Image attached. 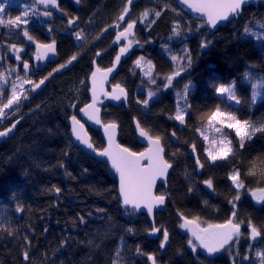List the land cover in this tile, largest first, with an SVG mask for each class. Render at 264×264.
<instances>
[{
    "label": "trees",
    "instance_id": "trees-1",
    "mask_svg": "<svg viewBox=\"0 0 264 264\" xmlns=\"http://www.w3.org/2000/svg\"><path fill=\"white\" fill-rule=\"evenodd\" d=\"M31 1L24 0L30 4ZM84 1V10L76 13L83 21L92 16L85 28L88 45L99 36L95 34L117 20L127 0ZM145 10L150 12L149 22L137 25L136 39L144 45L141 55L151 61L152 78L158 82L154 87L146 85L137 69L128 62L122 63L112 82L127 91V106L107 104L102 107L101 116L104 123L118 125V142L133 152L143 149L135 140L133 120H138L151 135L161 137L164 158L171 164V171L165 186L156 189L157 195L167 197L165 210L154 214V225L161 229L159 236L146 237L150 226L145 215L122 207L116 180L105 163L86 155L69 137V118L87 102V78L92 69L91 60L101 50L100 42H93L85 50L70 37L55 35L61 58L75 54L76 62L66 71L53 75L39 94H29L27 101L6 110V117L0 118V131L17 121L14 135L0 144V264H113L114 260L118 264H147L149 255L155 257L156 264H257L258 249L261 247L264 252V205L255 207L245 197L249 189L264 187L257 177L245 175L251 161L264 158V133H256L243 149L237 146L236 155L229 161L213 165L206 158L204 144L196 131L201 127L202 114L220 103L216 87L231 83H235L241 103L233 102L227 110L257 125L264 121V88L253 101L251 83L244 79L245 72L264 77V27H261L264 4L243 8L236 19L216 32L201 27L203 22L183 13L174 0H136L131 7L135 21ZM154 11H161V15L151 14ZM11 14L16 16L13 15L16 11L13 9ZM176 23L180 25L178 36L173 33ZM5 25L3 35L5 30H10ZM103 39L108 43L109 35ZM205 41L207 47H201ZM185 50L192 65L166 89V81L162 80L179 63H174L171 57L184 56ZM110 61L108 54L97 66L106 67ZM189 81L192 87L188 103L192 107L185 124L179 127L169 117L175 115L177 92ZM140 87L144 89L142 93L137 91ZM149 91L155 95L145 106L142 102L148 99ZM3 97L6 103L7 93ZM173 132L176 143L170 139ZM89 134L93 146L101 149L100 135L94 131ZM236 143L234 139L233 144ZM193 144L204 165L200 175L188 154ZM234 168L240 170L245 183V188L239 190L240 200L235 202V220L242 222L238 242H232L214 259L191 254L186 248L187 234L179 232L180 222L175 214L190 220L199 218L196 222L201 225L232 218L229 200L235 196L236 189L228 177ZM209 178L213 181L212 195L203 188ZM55 188L60 189L59 193ZM16 210L21 211L20 216L14 214ZM249 220L261 232L258 243L248 241ZM165 229L168 241L162 251Z\"/></svg>",
    "mask_w": 264,
    "mask_h": 264
},
{
    "label": "snow or ice",
    "instance_id": "snow-or-ice-1",
    "mask_svg": "<svg viewBox=\"0 0 264 264\" xmlns=\"http://www.w3.org/2000/svg\"><path fill=\"white\" fill-rule=\"evenodd\" d=\"M79 2V0H77ZM181 3L186 4L189 9L193 12L201 14V18L204 20V24L211 28H215L220 21H227L230 15H236L242 9V6L247 3V0H180ZM133 0H127V3L123 7L121 14L118 16L119 21H124L125 16L130 12V5H132ZM40 4L44 5L45 8L51 6L53 8L58 7L57 0H34V4L31 9H26L22 15H17L15 18H10L5 22V20L0 19V25H5L9 28L18 29L21 25H26L29 21L25 19L28 17L29 10L38 11L35 8V5ZM167 7V5H164ZM3 12V6L0 5V13ZM156 17L161 15V11H154ZM43 16H51L50 11H44ZM150 15L148 10H145L141 16V22L146 20ZM206 18V19H205ZM69 24H73L74 20L69 19ZM136 25L135 20H131L127 23V26L123 28L122 31H119L116 34L115 43H119L122 39L127 40L128 43L120 48L119 53L115 57V61L112 68L102 70L99 67L91 74L92 79V103L86 104L83 108L80 109L81 112L85 113L89 119L94 120L95 123L100 124L101 120L99 118V109L96 107L97 104V84L107 79L109 73H111L116 64L120 62L121 56L125 55L129 48L132 46V40L129 39L130 36L134 35L133 29ZM117 28L120 27V24L115 25ZM180 25L176 23L173 28V33L175 35H180L178 31ZM261 27H264L262 25ZM248 29H245L247 32ZM23 35L27 37L28 40H33V37L29 35L26 29L23 30ZM77 40L82 39L81 33H76ZM55 40H52L51 43L41 44L36 43V59L42 60L47 57L48 53H55ZM207 41L201 44V47H207ZM9 49L16 53V59L20 60V52L23 51L22 48L17 47L16 44H10ZM99 56L100 53H97ZM172 61L175 63L179 61L176 70L173 71L170 75H167L165 79L164 87L170 88L173 86V81L176 77L181 76V73L186 72L188 68L192 65V60L190 54L185 50L184 56L173 55L171 57ZM77 60V55H73L65 64H61L58 69L54 71H59L60 69L66 68L68 65L72 64L73 61ZM141 60L143 57L138 59L135 63L137 67H140ZM186 61V63H185ZM151 67V61L147 62ZM23 68L28 70L29 64L27 61L23 62ZM10 71H15L11 69ZM151 77V71L145 73ZM52 73H49L51 76ZM18 80H21V83L17 85L13 83L11 88V93L7 102L4 103V97L2 95L4 89L0 88V118L6 117V109H12L14 105L18 106L22 99H27L26 90H23L24 84H32L33 89L39 88L40 85L44 83L48 77H44L39 81V83H34L29 79H22L17 77ZM244 79L251 83L252 88V98L253 101L256 99L259 94V90L264 88V77L255 76L252 72H245ZM0 82L4 84L8 83V80L4 73H0ZM150 83L155 84V79H150ZM119 88V93L112 96V99L120 100L123 96L125 99L127 93L123 88H120L119 85L116 86ZM192 84L191 81L185 83L183 89L177 92V97L183 100V106L177 103V109L174 116L169 117L178 121L181 125L185 124V118L187 115H190L189 109L191 105L188 103V96L191 90ZM115 91V90H114ZM220 99L214 109L210 110L207 113L202 114L201 117V127H197L196 131L200 133L203 139L208 142L209 147L205 149L207 153V159L213 165L218 161H229L231 157L236 155L237 146L241 149L245 147L247 141H250L256 133H264V121L260 122L258 125L254 124L249 120H242L239 118L235 111L227 110L232 107V104L239 105L241 100L236 94L235 83L228 85H219L215 89ZM155 95L154 92H148V99L144 100L142 103L147 106L148 100ZM224 105L222 108L221 105ZM75 107V105H72ZM72 122V134L75 136L76 140L81 144L85 145L88 149H91L96 155L101 157H106L108 161L111 162V167L119 175V193L122 197L123 205H132L134 209H140L141 206L147 209L149 215L152 214L153 208L157 205H163L165 203L166 197L164 195L155 196L153 195L152 188L155 184V181L158 177H163L166 175L168 169L171 167V164L168 163L163 157L164 147L161 143V137L159 135L153 136L147 131L144 127L141 126L140 122L136 121V128L139 131V135L148 140L149 148L145 152H131L128 148L122 147L120 144L115 141V130L117 125L115 123H110L104 125L105 134L108 137V146L102 150H97L90 138L87 135V132L84 130V125L80 123L75 115L71 117ZM15 124H12L11 127L7 128L4 131H0V137L7 136ZM230 130V131H226ZM209 132L213 133L212 138H209ZM234 132L235 136L233 137L231 133ZM173 136H176V133H172ZM236 140V144H233V140ZM193 152L196 151L195 144L191 145ZM146 161L145 163H142ZM197 165L202 169L204 165L200 162L199 158L196 160ZM250 167L245 173L246 176L257 177L259 182H264V158H256L250 162ZM229 180L232 182V185L236 189V194L233 199L229 200V203L232 204V218L228 219L223 224H208L207 227H200L199 223L195 220H188L186 218L182 219L184 222L180 225L181 228L187 229L191 235L195 238V243L192 239H189L188 244L191 246L193 252H196L197 247L203 248L208 255H213L217 252H220L222 249H225V246L230 245L231 242L237 241L241 235V223L236 222L235 218L237 216L236 212V201L240 200V189L245 188V183L241 179V172L238 168H234L233 171L229 174ZM204 184L207 185L209 189H213V181L211 178L204 181ZM191 191V189H189ZM55 191L59 193L60 189L55 188ZM253 199L258 203H264V187H257L255 189H249ZM248 227L250 229V235L252 239L261 235L260 230L251 222L248 221ZM131 231V229H129ZM152 233H158L161 231L160 228L153 227L151 229ZM12 234L11 232L9 233ZM168 241V232L163 230V241L161 242L160 247L164 248L165 243ZM140 249H137L139 252ZM119 252H117V256ZM257 256L260 257L262 264H264V252H257ZM248 257H245L247 259ZM24 259H28V253H24ZM148 259L152 264H156V259L153 255H149ZM113 264H118L116 260L113 261Z\"/></svg>",
    "mask_w": 264,
    "mask_h": 264
},
{
    "label": "flooded vegetation",
    "instance_id": "flooded-vegetation-1",
    "mask_svg": "<svg viewBox=\"0 0 264 264\" xmlns=\"http://www.w3.org/2000/svg\"><path fill=\"white\" fill-rule=\"evenodd\" d=\"M91 1H93V0H91ZM135 1L136 0H133L132 5H130L129 15L123 21V23L121 21H119L118 17H117V20L112 25L102 29V31L99 34H95V35H99V36H97L94 39V41L93 40L92 41L94 43L100 42L101 50L97 51L94 55V58L91 60V68H92V63L94 62V60L97 56V53H102V54H101V56H99L95 60L96 66H97V62L101 61L105 56H107L108 54L111 55V61H110L109 65H107L106 67H102V68L99 67L100 69L109 68L111 66L114 58L118 54L120 48L122 46L126 45V42L122 41V40H121V42H119L117 44H115L113 42L115 41L116 34L119 31H122L123 28H125L127 26V23L129 21L135 20L133 15H132V12H131V7L135 3ZM33 2H34V0H33ZM126 3H127V1L125 2V4ZM57 4H58V7H56V8H53L51 6L45 8L44 5L42 7H39L38 4L35 5V8L38 9V11H33V14L27 18V20L29 22L26 25H21V27L18 29L11 28L9 30V32H11L12 30L14 31V33H13V31H12V33L8 32V34H11V35H7L6 30L4 31L5 35H3V25L0 27L1 28V30H0V73H3V70L8 72L11 69H15V71H10V72L12 73L13 76L16 77V79H17V77H20L22 79H29V80L33 81L34 83H39V81L41 79H43L44 77H48V79H46L44 81V83L42 85H40L39 88L33 89V85L31 84V88L29 89V93L33 96L39 94L43 89H45L47 82L53 77V75H55L57 73H61L63 71H66L76 62V60H75L72 62V64L68 65L66 68L60 69L59 71H54L55 69H58L61 64H65L69 60V58H65L64 56H63V59L61 58V56L59 54L58 44L55 43V52L57 54L58 59L56 61H53V62H47L43 68L37 69L36 67L41 66V63L37 62L35 60L36 43H41V44L51 43L52 40L55 39V35L68 36V37H70L71 41H73V43L76 46H82L83 45L85 50H89L92 43H93L91 41L92 43L87 45L86 40H85V35H88L87 32L85 31V28H88L90 20L92 19V16L88 17L87 19H85V21H83V18L81 19L80 16H78V14L76 13L77 11L84 10L83 8H84L85 1L79 0V2H77V0H57ZM44 11H50L52 13V15L51 16H43L42 13ZM71 12H74L75 14L71 15ZM140 17H142V16H140ZM69 19H73L74 23L69 24L68 23ZM140 19L141 18H139V20L136 21V25H135V28L133 31L134 32L133 37L129 38L132 40V46L130 48H132L133 45L138 42V40L136 39V34H137V29H138L137 25L139 24ZM117 23H119V24L122 23V26L117 28L115 26ZM5 28H7V25H5ZM24 29H26L28 31L29 35L33 37V40H28L27 37H25L23 35ZM76 33H81L83 38L80 40H77ZM91 35H94V34H91ZM105 35H109L108 43H106V41H103L104 40L103 38ZM10 44H16L17 47L23 49V51L19 53V55L21 56L20 60L16 59V53H14L13 51H9L10 49H8V47ZM3 45H4V47H3ZM141 45L143 46V49L142 50H132L130 55L119 63V68H120L122 63L128 62L129 66H131L132 68L135 69V66L133 65V62L135 60V56H136V54L141 55V53L145 49L144 45L143 44H141ZM24 61H27L29 64L28 70H25L23 68V62ZM91 71H92V69H91ZM118 71H119V69H118ZM118 71H117V73H118ZM49 73H52V75L49 76ZM116 74L114 75V77L116 76ZM114 77H113V79H114ZM113 79H111L109 84L107 85L108 90L112 86L119 85V84H114L112 82ZM7 80H8V83H12V81H13L10 77H8ZM157 82L158 81H156V83ZM155 84H152V85L154 86ZM119 86H121V85H119ZM87 92H88V89H87ZM2 95H3V93H2ZM27 100H28V98H27ZM88 102H89V98H88V94H87V102L85 104H83L82 106L86 105ZM127 102H128V99H127ZM127 102L125 105H120V106L126 107ZM107 104H109V103H106L105 105H107ZM105 105H102L101 109ZM82 106H80L77 109L76 115H75L76 117H78L77 112ZM101 115H102V112H101ZM70 119H71V117L69 118V120ZM69 120H68V122H69ZM101 122L103 124L109 123V122L104 123L102 121V116H101ZM68 127H69V125H68ZM89 131H94V130L88 129V132ZM94 132H97V131H94ZM97 133L99 134V132H97ZM69 137H70V135H69ZM176 142H177V140H176ZM71 143H72V141H71ZM143 149H144V146H143ZM188 154H189V150H188ZM195 170H196V168H195ZM196 173H197V175H200L202 172L198 173L196 170ZM162 186H164V185H162ZM203 188L209 193V191L205 188L204 185H203ZM217 224H220V223H217ZM179 226H180V223H179ZM202 226H206V225H202ZM178 230H179V227H178ZM182 234H184V233H182ZM158 236H159V232L157 234V237ZM187 237H188V235H187ZM188 241H189V237H188ZM252 244H254V243H252ZM188 246H189V244L187 243L186 248L191 254H194L196 256L199 255V256L203 257L200 254V250L198 249V247H197L196 252H193V250H190V248ZM217 257H214V258H217ZM203 258H205V257H203ZM214 258H209V259H214Z\"/></svg>",
    "mask_w": 264,
    "mask_h": 264
},
{
    "label": "water",
    "instance_id": "water-1",
    "mask_svg": "<svg viewBox=\"0 0 264 264\" xmlns=\"http://www.w3.org/2000/svg\"><path fill=\"white\" fill-rule=\"evenodd\" d=\"M174 2L176 3V5L178 6V8L183 12L185 13L187 16L191 17L192 19H195L197 21H202L204 23V20L201 18V14L199 13H196V12H193L191 9L188 8V6L186 4H183L180 2V0H174ZM257 3H263L264 4V0H247V3H245L243 6H242V9L243 8H246L250 5H256ZM39 7H42L43 5H40L38 4ZM130 7V6H129ZM242 9L240 10V12L236 15H230L229 19L227 21H220L218 22L217 26L215 28H211L207 25H204V27L206 29H208L210 32H216L218 28H221V27H224L229 21H231L232 19H236V17L241 13ZM129 15V14H128ZM127 15V16H128ZM127 16H125V19L127 18ZM206 19V18H205ZM123 23V21H122ZM122 23L120 24V27L122 26ZM135 28V27H134ZM134 31V29H133ZM130 37H133V36H130ZM129 37V38H130ZM116 39V38H115ZM122 41H125L126 44L128 43L126 40H123ZM121 42V41H120ZM115 43V42H113ZM117 44V43H115ZM143 49V46L140 44V43H135L133 45L132 48H129L128 52L121 56V59H120V62L122 60H124L126 57H128L131 53L132 50H142ZM36 51L37 49L35 50V54H36ZM120 51V50H119ZM119 53V52H118ZM102 53H100L99 56H101ZM98 55L96 56L95 60L99 57ZM58 59L57 57V54L56 52L55 53H48V56L45 57L44 59L42 60H37L36 59V56H35V60L37 62H40L41 63V66L39 67H36L37 69H41L43 68L47 62H53V61H56ZM92 63V71L91 73L89 74L88 76V79H87V86H88V98H89V102L87 104H90L92 103V79H91V74L93 71L96 70L97 66H96V62ZM114 61H115V58L111 64V66L109 68H112L113 67V64H114ZM119 62V63H120ZM119 63L116 64L114 70L108 74L107 76V79L104 80L102 82V84L100 82H98L97 84V104H96V107L99 109V118L101 120V112H102V109H101V106L102 105H105L106 103H109L111 106H114V107H118L120 105H125L126 102H127V99H128V94H127V97L126 99L122 96L120 100H115V99H112V96L113 95H116L119 93V88H117L116 86H112L110 87V89L108 90L107 88V85L109 84L110 80L113 79L114 75L117 73L118 69H119ZM108 69V68H106ZM106 69H102V70H106ZM120 88H123L120 86ZM124 89V88H123ZM115 90V91H114ZM125 90V89H124ZM126 92V91H125ZM127 93V92H126ZM85 106V105H84ZM84 106H82L81 108H83ZM80 108V109H81ZM80 109L78 110V117L77 119L80 121L81 124L84 125V130L87 132V135L88 137L90 138V135H89V132H88V129H91V130H94V131H97L99 132L100 134V137H101V140H102V143H103V147L101 149H97V150H102L104 148H106L108 146V137L107 135L105 134V128H104V125L106 124H110V123H113V122H109V123H106V124H103L102 122L100 124H97L95 123L94 120H91L89 119V117L87 115H85V113L81 112ZM15 125L17 124L14 123ZM116 124V123H115ZM68 125H69V135H70V138H71V141L72 143L77 146L78 148H80L86 155L90 156V157H93L95 159H99L101 160L102 162L105 163V165L107 166L109 172L111 173V175L115 178L116 180V191H117V195H118V200L119 202L121 203L122 207L125 208V209H129V210H133L135 213H141L143 215H145V217L147 218V221L151 227V229L153 227H155L154 225V214L155 213H158V212H163L165 210V204H166V201H167V197L165 199V203L163 205H157L153 208V212L151 215L148 214L147 212V209L144 208L143 206H141L140 209H134L132 205H123L122 203V197L120 196V193H119V175L115 172V170L111 167V162L107 160L106 157H101V156H98L96 155L95 152H93L91 149H88L85 145L81 144L79 141L76 140L75 136H73L72 134V122H71V119L69 120L68 122ZM117 125V124H116ZM132 129H133V133H134V136H135V140L136 142L139 144V145H142L144 146V149L140 152H145L148 148H149V143H148V140L144 137H141L139 135V131L137 130L136 128V120H133L132 121ZM6 130V129H5ZM4 131V130H2ZM15 133V128L12 129V131L5 137H0V144L3 143L4 141H6L7 139H9L10 137H12ZM118 137H119V132H118V126L115 130V141L116 143L120 144L118 142ZM170 138H171V141L173 143H176V138L175 136H173L172 134H170ZM91 140V139H90ZM121 145V144H120ZM122 146V145H121ZM124 147V146H122ZM131 151V150H130ZM133 152V151H131ZM140 152H136V153H140ZM163 157H164V152H163ZM189 157L191 158L192 162H193V165L194 167L196 168L197 172L198 173H201L203 171V168L201 169L197 163H196V160L198 158L197 154H196V151L193 152L192 150V147L189 148ZM165 159V158H164ZM142 163H145L146 164V161L142 162ZM171 171V167L168 169L167 173L165 176L163 177H158L155 181V184L153 185V188H152V192H153V195L155 196H160V195H157L156 194V189L159 185H164L166 184V181H167V178H168V175ZM205 188L209 191L210 194H212V191L211 189H209L207 187V185H205ZM245 197L252 203V205H254L255 207H260L262 205H264V203H258L257 201H255L250 193L247 192ZM14 214L16 216H20L21 214V211L20 210H16L14 212ZM175 217L180 221V225L184 222V220L182 219L183 216L179 215L178 213L175 214ZM184 218V217H183ZM190 220V219H188ZM225 223V222H224ZM220 224H223V223H220ZM200 227H207L206 226H202L200 225ZM179 231L181 233H186L189 237V239H192L195 243L198 244V242L195 241V238L191 235V233L187 230V229H184V228H181L179 226ZM247 231L249 233V239L252 241V242H257L259 240V236L256 237V239H252L251 238V235H250V229L249 227H247ZM157 234L158 233H152V231L148 232L147 233V238L148 239H154L157 237ZM163 241V240H162ZM232 243V242H231ZM230 243V244H231ZM167 242L165 243V246H166ZM164 246V247H165ZM190 248V250H192V248L190 246H188ZM229 247V245L225 246V249H222L220 252H217L213 255H208L207 252L203 249V248H200L198 246V249L200 250V254L203 256V257H210V258H214V257H217L219 256L220 254H222L227 248ZM163 249V248H161ZM148 259V258H147ZM148 264H152V262L148 259Z\"/></svg>",
    "mask_w": 264,
    "mask_h": 264
},
{
    "label": "rangeland",
    "instance_id": "rangeland-1",
    "mask_svg": "<svg viewBox=\"0 0 264 264\" xmlns=\"http://www.w3.org/2000/svg\"><path fill=\"white\" fill-rule=\"evenodd\" d=\"M25 1H26V0H25ZM33 4H34L33 1H31V4H30V3H28V2H24V0H0V5L3 6V12L0 13V19H3V20H5V22H7V20L10 19V18H15L17 15H22V13H23L26 9H31V7L33 6ZM13 9H14V11H16V14H13V15H16V16H11V15H12L11 12H12ZM17 12H18V13H17ZM32 14H33V10H29V15H28V17H30ZM28 17H25V19H27ZM149 17H150V15H149ZM149 17H148V18H149ZM148 18H147L146 20H144L143 22H141V19H142V17H141V19H140V21H139V25H142V24L148 23V22H149V19H148ZM6 25H7V23H6ZM1 26H2V25H0V27H1ZM10 29H11V28H10ZM0 30H1V29H0ZM12 31H13V30H12ZM12 31L9 32V33H12ZM13 33H14V31H13ZM7 35H11V34H8V32H7ZM3 47H4V45H3ZM8 49H9V47H8ZM9 51H12V50H9ZM141 57H143V60H141L140 67H137L135 62H136L138 59H140ZM147 62H148V60H147L146 57H144L143 55H140V54H136V56H135V60H134V62H133V65L135 66V69H137L141 81H143V83H146V85H148V86H150V87H154V86L152 85V83H150V79H153V78H152V74H151V77H149L148 75L145 74L146 72L151 71V68H150V66H149V64H148ZM3 73L5 74L6 78L10 77V78L13 80L12 83H7V84H4L3 82H0V88H3V89H4L3 94L7 93L8 98H9L13 83H16L17 85H19V84L21 83V80L16 79V77L13 76L12 73H11L10 71L7 72V71H4V70H3ZM158 79H160V78H158ZM155 80L158 81L157 79H155ZM164 80H165V79H163L162 81H164ZM30 88H31V84H24V85H23V90H26V95H27V97H28L29 94H30V93H29V89H30ZM137 91H138L139 93H140V92L142 93V91H144V89L140 87ZM147 94H148V92H147ZM26 100H27V99H22V100L20 101V103L25 102ZM149 100H150V99H149ZM178 100H179V103L181 104V106H183L182 101H181L180 99H178ZM178 100H177V103H178ZM5 102H7V100H6ZM135 102H136V100H135ZM20 103H19V104H20ZM136 104H138V103L136 102ZM15 106H16V105H14L13 107H15ZM141 107L144 108L143 106H141ZM176 109H177V108H176ZM6 110H9V109H6ZM6 110H5V111H6ZM175 113H176V111H175ZM176 122H177L178 126L180 127L181 124H180L178 121H176ZM226 131H230V130H226ZM232 133H234V132H232ZM232 133H231V134H232ZM208 134H209V138L211 139L213 133L209 132ZM199 136H200V139H201L202 143L204 144V145H203V146H204V153H205V156H206V158H207V153L205 152V149L209 147V144H208V142H206V141L203 139V137L200 135V133H199ZM262 250H263V249L260 247V248L258 249V252H262ZM257 264H262L260 257H257Z\"/></svg>",
    "mask_w": 264,
    "mask_h": 264
},
{
    "label": "bare ground",
    "instance_id": "bare-ground-1",
    "mask_svg": "<svg viewBox=\"0 0 264 264\" xmlns=\"http://www.w3.org/2000/svg\"><path fill=\"white\" fill-rule=\"evenodd\" d=\"M247 238H248V241L250 242L249 236H247ZM166 245H167V244H166ZM165 247H166V246H165ZM165 247H164L163 249H161V247H160V249H161V250H164ZM205 258H210V257H205Z\"/></svg>",
    "mask_w": 264,
    "mask_h": 264
}]
</instances>
